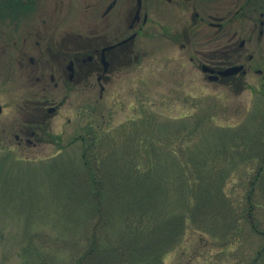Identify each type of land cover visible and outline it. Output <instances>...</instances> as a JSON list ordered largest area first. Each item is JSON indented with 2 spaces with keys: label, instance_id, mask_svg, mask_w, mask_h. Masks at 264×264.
Returning <instances> with one entry per match:
<instances>
[{
  "label": "rangeland",
  "instance_id": "rangeland-1",
  "mask_svg": "<svg viewBox=\"0 0 264 264\" xmlns=\"http://www.w3.org/2000/svg\"><path fill=\"white\" fill-rule=\"evenodd\" d=\"M62 1L61 8L60 0H40L35 22L47 19L56 3L64 27L84 31L93 22L94 17L83 12L88 0ZM152 21L150 13L148 28ZM142 46L139 63L114 80L102 97L96 88L80 98L78 122L71 107L61 110L53 122L54 131L61 133L59 144L0 146V264H21L28 240L37 242L42 235L58 246L50 264H68L75 256L70 241L80 240L83 228L70 225L80 221L76 195L81 191L77 182L84 150L76 126L82 137L91 121L105 143L128 134V153L141 170L151 161L159 177H194L195 171L227 176L223 195L214 198L219 201L205 206L198 207L192 191L182 189L190 208L184 211L185 233L162 264H264V153L249 155L243 163L229 159L233 154L240 159L244 143L260 152L255 144L264 132V87L251 75L246 81L252 88L234 91L208 84L199 69L185 74L187 63L180 67L176 52L168 42L158 43L152 32ZM92 104L95 113L90 114ZM204 160L209 169L198 168ZM172 197L159 208L170 206Z\"/></svg>",
  "mask_w": 264,
  "mask_h": 264
},
{
  "label": "flooded vegetation",
  "instance_id": "flooded-vegetation-1",
  "mask_svg": "<svg viewBox=\"0 0 264 264\" xmlns=\"http://www.w3.org/2000/svg\"><path fill=\"white\" fill-rule=\"evenodd\" d=\"M39 5L27 0L0 15V146L59 144L53 122L61 110L71 107L78 122L80 98L96 88L102 97L139 63L151 32L180 67L187 63L185 74L199 69L208 84L234 91L252 88L251 75L264 87V0H88L83 12L94 20L84 31L63 26L57 3L36 23Z\"/></svg>",
  "mask_w": 264,
  "mask_h": 264
},
{
  "label": "trees",
  "instance_id": "trees-1",
  "mask_svg": "<svg viewBox=\"0 0 264 264\" xmlns=\"http://www.w3.org/2000/svg\"><path fill=\"white\" fill-rule=\"evenodd\" d=\"M25 2L27 0H0V15L24 8ZM122 135L123 138L105 143L99 127L87 126L82 136L84 150L81 177L77 182L81 191L76 195L81 205L80 221L71 223L70 228L81 225L83 230L80 240L70 241L76 254L68 264H162L163 258L177 247L185 233L187 217L184 211L190 208L182 189L187 187L192 191L193 202L198 207L219 201L215 199L223 195L225 174L202 175L195 171L194 177H159L154 175L151 161L141 170L132 152L128 153L129 135ZM258 139L255 145H259L260 152L249 149L244 143L241 147L245 148V153L240 159L235 154L229 159L243 163L249 155L259 157L264 153V132ZM146 146L145 149L151 147ZM246 153L249 154L244 156ZM200 165L199 169H209L205 160ZM172 195L176 201L172 197L170 206L160 209ZM169 207L174 210L164 213ZM176 207L180 210L178 213H175ZM189 216L194 221L195 217ZM55 248H58L55 242L52 244L43 235L37 242L29 239L21 264H50L52 254L57 251Z\"/></svg>",
  "mask_w": 264,
  "mask_h": 264
}]
</instances>
